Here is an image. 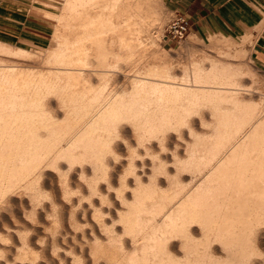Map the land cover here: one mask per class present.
Listing matches in <instances>:
<instances>
[{
	"label": "bare ground",
	"instance_id": "bare-ground-1",
	"mask_svg": "<svg viewBox=\"0 0 264 264\" xmlns=\"http://www.w3.org/2000/svg\"><path fill=\"white\" fill-rule=\"evenodd\" d=\"M154 3L64 0L55 47L0 45V264H264L249 52L143 61Z\"/></svg>",
	"mask_w": 264,
	"mask_h": 264
},
{
	"label": "rangeland",
	"instance_id": "rangeland-1",
	"mask_svg": "<svg viewBox=\"0 0 264 264\" xmlns=\"http://www.w3.org/2000/svg\"><path fill=\"white\" fill-rule=\"evenodd\" d=\"M152 1L153 3L155 2L154 4H156L158 12H160L159 14L161 21H158L160 28L157 27L158 25H155L156 28H151L152 30H150L149 33L152 39L147 38L146 40V42L148 41L146 55L147 58H145L143 61L147 60L150 62L149 64H151L152 61L158 62L159 60H163V62H169L173 66H182L187 63L186 61H188L189 58H192L189 57L191 54L192 56L196 57L200 55L198 53H201L202 50L208 52L210 48L208 46L214 41H217V44L213 45L214 48L216 47V49L222 46L218 45L219 42L220 44L221 42H227L229 43L230 47H236L238 50H248L247 52H249V55H247V57L249 58L247 60H249L254 65L253 68L257 73L258 78L255 76L254 77L258 79V85L260 86H257V88H259L257 91L260 94L257 96L258 98H255V100L258 101V103L256 102L257 105H260H258L259 109L262 108L261 111L264 112V68L257 65L251 58V53L256 42V35L254 33H259L261 27H258L254 24L249 26V30L243 32H210L204 34L203 36H193L192 34H188L179 43L173 42L170 44L165 40L164 30L167 22L174 16V12L169 10L167 0ZM250 1H252L254 4H257V6L262 5L264 8V0ZM63 6L64 0H20V38L12 35L4 36L0 34V45L14 49H25L32 55H35L36 53L38 55L42 53L44 54L47 50L52 49L56 45L54 31L57 27H59L58 17L62 12ZM255 10H257V8H255ZM252 29L254 31L253 33ZM153 39L155 44L153 43ZM212 48H210V51L212 50L211 52L214 54L216 50ZM251 49L252 51L250 52ZM193 52L196 55L193 54ZM0 58L3 57L0 56ZM233 60L239 61L240 59L233 58ZM247 86H250V83H247ZM262 127H264V125Z\"/></svg>",
	"mask_w": 264,
	"mask_h": 264
},
{
	"label": "crops",
	"instance_id": "crops-1",
	"mask_svg": "<svg viewBox=\"0 0 264 264\" xmlns=\"http://www.w3.org/2000/svg\"><path fill=\"white\" fill-rule=\"evenodd\" d=\"M169 10L184 14L191 23L189 34L246 31L261 27L251 53L264 68V8L250 0H167ZM257 8V10H255ZM252 29V33H253ZM0 34L20 38V0H0Z\"/></svg>",
	"mask_w": 264,
	"mask_h": 264
},
{
	"label": "built area",
	"instance_id": "built-area-1",
	"mask_svg": "<svg viewBox=\"0 0 264 264\" xmlns=\"http://www.w3.org/2000/svg\"><path fill=\"white\" fill-rule=\"evenodd\" d=\"M190 20L182 13L174 12V16L167 22L164 37L167 43H179L190 30Z\"/></svg>",
	"mask_w": 264,
	"mask_h": 264
}]
</instances>
